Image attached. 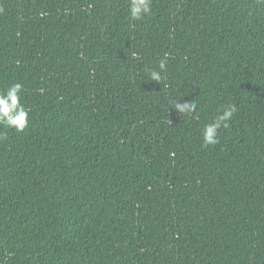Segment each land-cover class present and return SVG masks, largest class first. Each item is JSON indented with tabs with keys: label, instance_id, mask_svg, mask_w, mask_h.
Wrapping results in <instances>:
<instances>
[{
	"label": "trees",
	"instance_id": "1",
	"mask_svg": "<svg viewBox=\"0 0 264 264\" xmlns=\"http://www.w3.org/2000/svg\"><path fill=\"white\" fill-rule=\"evenodd\" d=\"M0 8V91L22 84L30 110L24 132L0 125V264H264V5Z\"/></svg>",
	"mask_w": 264,
	"mask_h": 264
},
{
	"label": "clouds",
	"instance_id": "2",
	"mask_svg": "<svg viewBox=\"0 0 264 264\" xmlns=\"http://www.w3.org/2000/svg\"><path fill=\"white\" fill-rule=\"evenodd\" d=\"M257 3L264 5V0H257ZM128 18L131 21H140L151 14L152 0H127ZM0 12L3 9L0 8ZM169 55L165 53L164 57L159 59L158 69L149 71L148 76L150 81L162 84L166 77L163 75L167 71ZM167 87V84H164ZM23 86L20 83H14L10 87L0 91V125L16 132H24L29 126V109L22 103ZM171 108L181 115L192 116L196 113L198 103L196 100L170 101ZM237 112V106L233 103L224 105L219 110V114L211 123L205 124L202 130L203 146L216 145L219 143V130L228 128L229 121L232 120ZM3 138V137H0Z\"/></svg>",
	"mask_w": 264,
	"mask_h": 264
}]
</instances>
